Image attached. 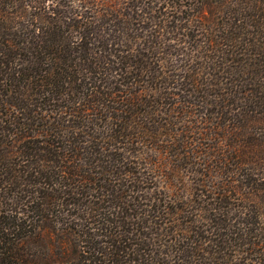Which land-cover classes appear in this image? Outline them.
<instances>
[{
    "label": "trees",
    "instance_id": "1",
    "mask_svg": "<svg viewBox=\"0 0 264 264\" xmlns=\"http://www.w3.org/2000/svg\"><path fill=\"white\" fill-rule=\"evenodd\" d=\"M0 264H264V0H0Z\"/></svg>",
    "mask_w": 264,
    "mask_h": 264
},
{
    "label": "rangeland",
    "instance_id": "2",
    "mask_svg": "<svg viewBox=\"0 0 264 264\" xmlns=\"http://www.w3.org/2000/svg\"><path fill=\"white\" fill-rule=\"evenodd\" d=\"M199 128H200V127H199ZM181 130H182V129L178 127V133H181ZM190 131L193 132L194 129H193V130L190 129ZM192 135H194V134H192ZM194 136H195V135H194ZM200 137H201V136H200ZM190 138L193 139V137H191V136H190ZM201 138H202V137H201ZM204 139H205V138H204ZM204 139L202 138V140H201V143H202V144L209 143V141H207L206 139L204 140ZM160 140H164V137L162 136V138H161Z\"/></svg>",
    "mask_w": 264,
    "mask_h": 264
}]
</instances>
